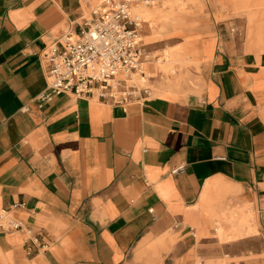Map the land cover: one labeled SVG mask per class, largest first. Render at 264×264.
<instances>
[{
    "label": "crops",
    "instance_id": "0c3cea01",
    "mask_svg": "<svg viewBox=\"0 0 264 264\" xmlns=\"http://www.w3.org/2000/svg\"><path fill=\"white\" fill-rule=\"evenodd\" d=\"M98 1L0 0V209L23 222L0 233V264H264V43L247 35L264 1L226 0L246 39L210 13L144 6L147 52L177 49L167 81L126 109L40 102L44 47Z\"/></svg>",
    "mask_w": 264,
    "mask_h": 264
},
{
    "label": "built area",
    "instance_id": "2783aa9c",
    "mask_svg": "<svg viewBox=\"0 0 264 264\" xmlns=\"http://www.w3.org/2000/svg\"><path fill=\"white\" fill-rule=\"evenodd\" d=\"M134 1H98L79 33H66L59 41L44 47L47 85L38 95L40 102L68 93L95 97L126 109L130 103L149 95L148 81L152 76L147 73L146 64L156 55L151 57L145 49L142 21L131 13ZM22 206L23 202H15L10 208ZM21 229V219L10 209H0V233ZM32 242L41 249L50 244L39 233L32 237Z\"/></svg>",
    "mask_w": 264,
    "mask_h": 264
},
{
    "label": "rangeland",
    "instance_id": "374dc122",
    "mask_svg": "<svg viewBox=\"0 0 264 264\" xmlns=\"http://www.w3.org/2000/svg\"><path fill=\"white\" fill-rule=\"evenodd\" d=\"M159 0H155V3H149L145 5L143 0H136L131 3V13L132 16L140 19L141 22V30L145 27H151L154 25V17H148L146 14L141 11L144 6L154 7L158 5ZM161 7L165 8L164 13L161 15L165 20L170 19L172 17L169 14L170 11H173L177 14H186L190 13L192 9H194V13L196 15H208L210 13L212 18H216L218 20H224L225 22L231 23L230 30L239 35V37L246 39V17L243 12H235L230 7L228 1L226 0H163L161 1ZM152 4V5H150ZM147 20L152 21V25H149ZM142 33V31H141ZM142 39L144 40V36L142 34ZM257 46V45H256ZM176 48L166 47L160 51H156L153 54H149L151 57L155 56V59L152 58L147 65V73H149L152 77L148 81L150 88H152V82L155 79L162 78L164 80H168V73L166 71V63H168L171 59V54L174 53ZM151 65H155V68L152 69ZM223 264H228L224 262Z\"/></svg>",
    "mask_w": 264,
    "mask_h": 264
},
{
    "label": "bare ground",
    "instance_id": "6f19581e",
    "mask_svg": "<svg viewBox=\"0 0 264 264\" xmlns=\"http://www.w3.org/2000/svg\"><path fill=\"white\" fill-rule=\"evenodd\" d=\"M263 1L264 0H237L236 3L241 5V6H247L250 3L263 2ZM263 17H264V15H263ZM247 35H250V36L254 37V39L264 43V19H260L258 21L254 20V22H252L249 26V29L247 31Z\"/></svg>",
    "mask_w": 264,
    "mask_h": 264
}]
</instances>
